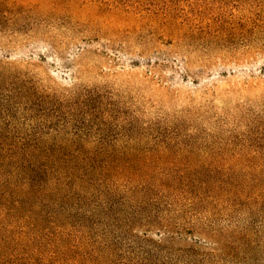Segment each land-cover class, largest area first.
<instances>
[{
	"label": "rangeland",
	"instance_id": "obj_1",
	"mask_svg": "<svg viewBox=\"0 0 264 264\" xmlns=\"http://www.w3.org/2000/svg\"><path fill=\"white\" fill-rule=\"evenodd\" d=\"M118 1L0 0V130L117 163L178 262L264 264V0Z\"/></svg>",
	"mask_w": 264,
	"mask_h": 264
},
{
	"label": "trees",
	"instance_id": "obj_2",
	"mask_svg": "<svg viewBox=\"0 0 264 264\" xmlns=\"http://www.w3.org/2000/svg\"><path fill=\"white\" fill-rule=\"evenodd\" d=\"M10 71L0 63V80ZM48 136L0 130V264H185L170 253L173 238L126 230L132 219L122 216L120 177L109 175L117 163L42 142Z\"/></svg>",
	"mask_w": 264,
	"mask_h": 264
}]
</instances>
